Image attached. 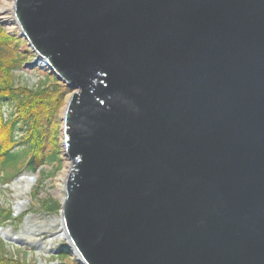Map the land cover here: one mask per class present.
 I'll return each mask as SVG.
<instances>
[{"label":"water","instance_id":"95a60500","mask_svg":"<svg viewBox=\"0 0 264 264\" xmlns=\"http://www.w3.org/2000/svg\"><path fill=\"white\" fill-rule=\"evenodd\" d=\"M13 15L73 91L42 252L64 240L79 264H264V0H14ZM28 219L0 238L31 247Z\"/></svg>","mask_w":264,"mask_h":264},{"label":"trees","instance_id":"16d2710c","mask_svg":"<svg viewBox=\"0 0 264 264\" xmlns=\"http://www.w3.org/2000/svg\"><path fill=\"white\" fill-rule=\"evenodd\" d=\"M24 42L12 36L0 25V182L9 185L23 172L40 170L41 183L47 166L56 175L64 161L61 146V109L68 88L57 79L36 86L19 85L15 72L30 61ZM38 188L32 196L46 213L58 214L60 204L51 198H39ZM13 212L0 205V228L14 221ZM18 218L16 219V221ZM0 241V264H30L5 253ZM56 264H79L72 259L68 247H60ZM49 264V262L47 263Z\"/></svg>","mask_w":264,"mask_h":264},{"label":"rangeland","instance_id":"374dc122","mask_svg":"<svg viewBox=\"0 0 264 264\" xmlns=\"http://www.w3.org/2000/svg\"><path fill=\"white\" fill-rule=\"evenodd\" d=\"M13 6L14 0H0V25L4 28L6 33L12 36H16L24 42L22 51H25V49L27 48L31 52L29 54L30 61L26 65H24L21 70L15 72L17 83L19 85L36 86L42 84L44 78L47 79L48 83L54 82L56 77L50 72V69L45 66V64L44 66L39 65V63L36 64V56L29 49L26 41L21 38L19 29L17 27L13 15ZM72 93L73 91L68 89L67 96L65 97V104L61 109V123L64 108L68 103ZM60 142L62 145V139ZM69 167L70 164L68 160L64 159L62 169L54 176H51L50 173H48L51 172V170L47 166L42 167L41 169H44L46 171V178L42 183L40 178L41 175L39 173L40 170L36 173L37 180L32 186L30 193H23L22 195V197L28 198V202L23 204V209L20 214H18V216L14 217L15 220L10 223H7V227H11L12 234H19L20 230L25 229V221L23 219L24 216H27L29 218V222L28 227L26 229L29 230V234H26L25 237L21 236V238L24 242L31 244V247L25 246L23 248L21 246H14L12 244L4 242L2 238H0V241L3 244V250L7 255L13 258H19L30 264H37L38 258H41L44 263H52L54 261L56 256L52 255L51 253L42 252L39 248L40 246L42 247V243L47 242V237L49 234L56 232L54 225L57 224L55 222V219L58 218V214L46 213V211L42 210L38 205V200H35L32 194L34 193V190L38 188V190L40 191L39 198L45 199L49 197L60 204L61 198H63V190L61 189V184L63 185L65 181L64 179L68 174ZM62 177L63 181L61 183L60 179ZM11 183L9 185H2V183L0 182V205L3 208H9L11 211H13L12 209L13 207H16L15 202H17L18 198H16L17 192L11 189ZM21 203L22 202L20 201V204ZM17 218L18 220L16 221ZM7 227H4L3 230ZM12 234L9 236L12 237ZM53 243H57L60 248L62 245H64L65 241L61 240V242L59 243L57 241H53ZM51 248L53 249V247ZM69 253L72 259H75V256L70 251Z\"/></svg>","mask_w":264,"mask_h":264},{"label":"bare ground","instance_id":"6f19581e","mask_svg":"<svg viewBox=\"0 0 264 264\" xmlns=\"http://www.w3.org/2000/svg\"><path fill=\"white\" fill-rule=\"evenodd\" d=\"M37 63H39V65H41V66H44V61H42L41 59H38L37 62H36V64H37ZM36 180H37V176H35L34 181H32L30 177H23V178L17 183L16 186H18V187L20 186V189H16L17 194L19 193V196H20V194L22 193L21 196L18 197L17 202H15V203H16V207H17V209L22 210V209H23V204L28 202V198H26V199H27V201H26L25 199H23L22 195H23V193H24V194H25V193H28L27 191H28L29 187L32 188V186L35 184ZM64 180H65V179H64ZM60 181H61V183H62V181H63V177L60 179ZM64 182H65V181H64ZM61 189L63 190L62 193H63V198H64V183H63V185L61 184ZM63 198H61V200H62ZM20 201L22 202L21 204H20ZM16 207H15V209H16ZM21 207H22V208H21ZM20 208H21V209H20ZM17 209H16V210H17ZM7 233H8V232H7ZM61 238H64V235H63V237H61ZM61 238L59 237L60 240H61Z\"/></svg>","mask_w":264,"mask_h":264}]
</instances>
